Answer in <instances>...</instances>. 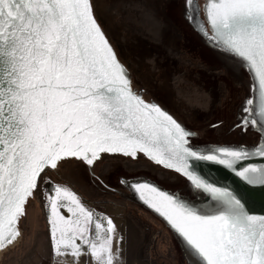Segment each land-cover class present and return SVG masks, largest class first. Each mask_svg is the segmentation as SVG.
<instances>
[{
	"label": "snow or ice",
	"instance_id": "6c2138e0",
	"mask_svg": "<svg viewBox=\"0 0 264 264\" xmlns=\"http://www.w3.org/2000/svg\"><path fill=\"white\" fill-rule=\"evenodd\" d=\"M206 10L218 42L247 61L257 77L264 131V0H209ZM188 136L170 115L133 93L91 0H0V251L19 237L24 205L46 168H57L65 158L91 166L101 154L144 153L225 205L218 214L200 215L154 187L136 186L141 196L142 190L155 194L145 202L203 264H264V216L247 213L232 193L207 183L189 159L225 166L251 185H264V168L244 165L251 156L243 150L195 151L186 146ZM255 154L264 157V145ZM47 207L57 256L79 257L87 245L97 264H113L107 235L115 231L112 220L106 226L94 220L67 188L56 187ZM89 225L95 239L89 238Z\"/></svg>",
	"mask_w": 264,
	"mask_h": 264
},
{
	"label": "water",
	"instance_id": "95a60500",
	"mask_svg": "<svg viewBox=\"0 0 264 264\" xmlns=\"http://www.w3.org/2000/svg\"><path fill=\"white\" fill-rule=\"evenodd\" d=\"M174 0L169 5L165 16V29L170 33L175 24H180L186 34L183 40L199 54L202 68L199 81L203 90L211 94L210 108L196 114L193 121L183 118L172 109L170 99L161 95L154 98L143 88L131 68L122 60L116 45L108 32L110 13L106 11L103 0H91L93 14L108 44L116 54L117 60L125 68L131 81L132 91L148 104H154L170 115L187 133V147L198 152L208 150L230 149L250 153L251 158L244 165L264 168V157L255 153L264 145V131H261V118L257 114L260 107L258 80L250 65L242 57L228 49L215 38L207 16L209 0ZM101 12V13H100ZM178 31V30H177ZM145 95H149L148 99ZM253 100V105L247 102ZM247 108H254L250 113ZM245 119H256L257 126H245ZM167 157L169 154L164 152ZM122 157L130 161L148 160L151 164L138 166L128 165L109 172L105 181L95 172L104 157ZM192 170L213 187L232 193L244 205V210L252 215L264 216V185H251L238 177L225 166L195 162L189 159ZM78 165L80 168H76ZM240 165H237L239 167ZM51 170L60 174V178L70 184L83 199L92 203H109L120 207H135L141 215H150L171 235V256L174 264H203L202 258L168 222V220L145 202V198L155 196L147 190L137 191V185H149L158 192L173 197L179 203L200 215H215L224 210L222 200L213 193L196 188L182 172L158 164L144 153H137L136 158L122 155L101 154V158L89 166L76 158H65L58 162L55 169L48 167L41 173L37 188L24 205V215L19 218L20 235L16 241L0 251V264H31L47 249L49 236L46 216L38 194L43 174ZM258 176V174H253ZM96 192H100L97 195ZM95 195L99 196L98 199ZM106 195L116 196L107 199ZM49 258V257H48Z\"/></svg>",
	"mask_w": 264,
	"mask_h": 264
},
{
	"label": "flooded vegetation",
	"instance_id": "af4514ba",
	"mask_svg": "<svg viewBox=\"0 0 264 264\" xmlns=\"http://www.w3.org/2000/svg\"><path fill=\"white\" fill-rule=\"evenodd\" d=\"M173 1L103 0V3L106 11L110 13L111 26L108 32L121 60L131 68L147 93L156 99L161 95L167 96L173 110L183 118L193 121L196 114L210 108L211 94L201 87L198 76L203 63L199 54L183 40L186 34L181 25L175 24L170 33L166 32L165 16ZM203 2L204 0L199 1L200 4ZM148 96L145 95L147 99ZM133 164L146 166L151 163L145 159L130 161L122 157H104L95 173L105 181L104 176L107 173ZM76 168L80 167L76 165ZM60 182L81 197L70 184L61 178ZM40 187L39 184L38 194L41 199ZM96 194L100 195V192ZM97 195L96 199L99 198ZM105 198L115 199L116 196L106 195ZM131 208L143 220L150 236L154 237L152 249L160 257H166L174 264L171 256L175 254L171 250L169 232L152 216L141 215L135 207ZM47 258L45 250L41 255H37L31 264H47Z\"/></svg>",
	"mask_w": 264,
	"mask_h": 264
},
{
	"label": "crops",
	"instance_id": "0c3cea01",
	"mask_svg": "<svg viewBox=\"0 0 264 264\" xmlns=\"http://www.w3.org/2000/svg\"><path fill=\"white\" fill-rule=\"evenodd\" d=\"M47 187L41 201L44 205L43 210L46 216L47 229L49 236L50 246V264H97L95 257L90 252L91 250L87 245H82L83 255L79 257L71 256H57L54 250V244L51 236V225L49 223V209L47 207L48 197L52 194L56 187L67 188L73 192L80 200L81 204L89 211L94 214V220H98L100 223L105 224L108 219L112 220L115 225V231L108 233L107 235L112 236V254L114 257L113 264H143L145 260V254H143V248L147 243V238L150 237V231L145 225L139 226L137 217L132 213L129 208L120 207L113 204H93L83 200L77 195L72 189L60 181H49L45 185ZM42 203V202H41ZM63 203H68L64 201ZM61 213L66 218L74 219L71 213H68L65 208H61ZM143 223V222H142ZM91 232L88 234L89 238L95 239V228L93 225H89ZM102 236L104 230H100ZM77 243H80L77 240Z\"/></svg>",
	"mask_w": 264,
	"mask_h": 264
},
{
	"label": "rangeland",
	"instance_id": "374dc122",
	"mask_svg": "<svg viewBox=\"0 0 264 264\" xmlns=\"http://www.w3.org/2000/svg\"><path fill=\"white\" fill-rule=\"evenodd\" d=\"M60 181V174L58 173H55L51 170H48L44 173V176H43V180H42V184H41V187H40V191H41V199L40 201L43 199L42 197L44 195H46L45 191L47 189V187L45 186L46 183H48L49 181ZM41 205L43 206L44 203L43 201H41ZM131 210V213L132 215L134 214L135 216L137 215L135 213V211L130 207L129 208ZM137 220H138V224L139 226L141 225H144L145 223H142V219L140 218V216L137 215ZM46 225H47V221H46ZM153 240H154V237L150 236L149 238H147V243L146 245L144 246L143 248V254H145V260H144V263L143 264H172L171 261L168 260V258L166 257H160L153 249L152 247L154 246L153 245ZM50 246H49V243L47 245V254H48V257L47 260H48V263L47 264H50L51 262V258H50Z\"/></svg>",
	"mask_w": 264,
	"mask_h": 264
},
{
	"label": "trees",
	"instance_id": "16d2710c",
	"mask_svg": "<svg viewBox=\"0 0 264 264\" xmlns=\"http://www.w3.org/2000/svg\"><path fill=\"white\" fill-rule=\"evenodd\" d=\"M43 176H44V174H43ZM43 176H42V178H41V180H40V185H41V183H42V180H43ZM39 198H40V196H39Z\"/></svg>",
	"mask_w": 264,
	"mask_h": 264
}]
</instances>
